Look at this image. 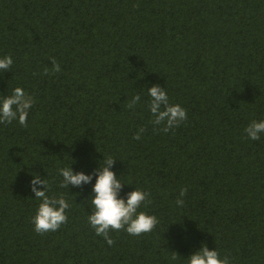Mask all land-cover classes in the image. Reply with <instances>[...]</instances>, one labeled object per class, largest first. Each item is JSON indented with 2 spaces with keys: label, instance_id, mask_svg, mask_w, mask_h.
<instances>
[{
  "label": "trees",
  "instance_id": "16d2710c",
  "mask_svg": "<svg viewBox=\"0 0 264 264\" xmlns=\"http://www.w3.org/2000/svg\"><path fill=\"white\" fill-rule=\"evenodd\" d=\"M8 55L0 99L21 87L35 104L27 127L0 124V264H188L205 244L230 264H264V133L244 131L264 120V0H0ZM157 84L187 110L168 133L151 123ZM108 156L121 198L150 192L140 211L159 220L140 236L110 232L113 246L88 223L95 177L61 188L58 173L92 175ZM36 173L71 205L43 235Z\"/></svg>",
  "mask_w": 264,
  "mask_h": 264
},
{
  "label": "clouds",
  "instance_id": "9594fccd",
  "mask_svg": "<svg viewBox=\"0 0 264 264\" xmlns=\"http://www.w3.org/2000/svg\"><path fill=\"white\" fill-rule=\"evenodd\" d=\"M14 61L11 55L0 58V72L10 71ZM53 72H59L60 65L53 58ZM44 74H49V69H44ZM151 98L148 101V107L154 119L151 123L155 126H161L159 131L168 133L174 128H178L181 123L187 120V110L179 104H171L165 88L158 84L153 85L148 90ZM141 96L135 95L131 101L127 103L129 109H134L140 102ZM35 104V98L29 95L21 87H16L11 95L4 96L0 99V124H11L18 120L23 127L28 126L29 110ZM154 130H157L154 128ZM146 131L140 128L134 135L133 139L139 140L141 135ZM247 137L253 141L259 140L261 134L264 133V120H253L245 129ZM116 160L111 157H104L99 168L92 175H86L83 172L74 173L72 167H64L58 169V173L63 177L60 183L61 188L82 187L91 184L95 177V184L92 189L94 198H91L93 208L92 214L88 216V223L95 230L97 236H103L109 246H113L115 241L111 238L110 232L126 231L129 235L140 236L151 233L159 224V220L155 215H149L145 211H140L141 206L151 204V193L143 189L135 188V191L127 193L126 199L121 198L120 194L125 184L120 178H117L113 168ZM34 179L31 180V191L35 195V199L40 200L36 215L32 219L34 231L43 235L48 232H55L62 225L68 222L67 210L71 205L67 202L63 195L49 196L48 179H41L38 173L33 174ZM38 186L45 190H38ZM188 189L182 188L179 192V198L175 203L183 207L184 199ZM177 258L173 252L172 260ZM188 264H230L229 256L221 258L220 253L216 250L210 251L207 245H203L201 250L192 254L188 259Z\"/></svg>",
  "mask_w": 264,
  "mask_h": 264
}]
</instances>
